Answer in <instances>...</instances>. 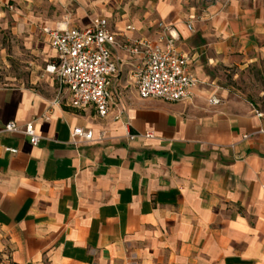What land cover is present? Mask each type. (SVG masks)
Returning a JSON list of instances; mask_svg holds the SVG:
<instances>
[{"label":"crops","instance_id":"obj_1","mask_svg":"<svg viewBox=\"0 0 264 264\" xmlns=\"http://www.w3.org/2000/svg\"><path fill=\"white\" fill-rule=\"evenodd\" d=\"M98 16L118 43L106 116L73 108L48 72L0 86V142L17 149H0V264H264V108L231 82L264 61V0H0V27L43 72L57 61L44 29ZM160 22L191 57V100L137 93L141 57L122 45L156 41ZM76 127L93 139L73 142Z\"/></svg>","mask_w":264,"mask_h":264},{"label":"built area","instance_id":"obj_2","mask_svg":"<svg viewBox=\"0 0 264 264\" xmlns=\"http://www.w3.org/2000/svg\"><path fill=\"white\" fill-rule=\"evenodd\" d=\"M158 25L162 30L156 41L138 37L122 45L129 53L141 57L135 74L137 93L143 99L158 98L167 102L191 100L193 90L199 83L189 69L191 57L176 51L177 37L169 26L161 22ZM44 32L57 60L45 70L54 75L59 92L64 89L69 92V103L73 108L84 109L93 105L100 117L106 116L111 103L109 86L118 71V61L110 52L118 43L107 19L98 16L83 28H45ZM210 102L217 103L218 100L212 98ZM2 131L23 135L33 145L41 139L33 121L23 125L9 121ZM70 137L73 142L76 139L90 141L93 132L76 127ZM129 137L133 139L135 135L130 134ZM0 149L12 154L17 152L16 148L1 142Z\"/></svg>","mask_w":264,"mask_h":264},{"label":"rangeland","instance_id":"obj_3","mask_svg":"<svg viewBox=\"0 0 264 264\" xmlns=\"http://www.w3.org/2000/svg\"><path fill=\"white\" fill-rule=\"evenodd\" d=\"M125 0H123L124 2ZM129 1V0H126ZM189 4L210 3L212 0H183ZM39 56L25 48L19 39L10 38V29L0 27V86L47 85V72L39 67ZM43 68V67H42ZM237 91L264 108V61L249 64L237 72Z\"/></svg>","mask_w":264,"mask_h":264}]
</instances>
